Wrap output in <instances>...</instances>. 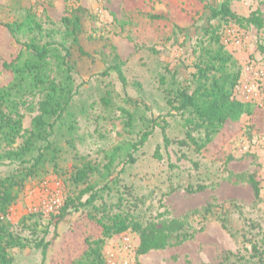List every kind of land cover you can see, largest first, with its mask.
Here are the masks:
<instances>
[{"label":"rangeland","instance_id":"obj_1","mask_svg":"<svg viewBox=\"0 0 264 264\" xmlns=\"http://www.w3.org/2000/svg\"><path fill=\"white\" fill-rule=\"evenodd\" d=\"M221 1L209 0L214 6ZM228 1L236 17L255 13L263 27L211 19L200 0H0V85L12 81L2 63L11 61L18 49L2 24L25 21L28 13L42 29L37 40L70 46L72 38L61 19L69 16L70 9L83 8L79 44L87 54L71 75L77 91L73 115L53 132L56 156L20 180L6 215L0 213V227L30 244L8 248L10 264L76 260L85 237L100 234L87 216H99L92 206L112 212L121 206L146 234L166 240L164 247L139 254L140 234L115 235L101 249L105 264H264V54L258 49L264 35V0ZM155 13H165L167 19H148ZM212 31L232 58L230 70L239 72L240 91L234 95L254 110L251 116L225 125L197 153L187 134L199 139L202 132H187L184 119L167 105L164 90L192 88L198 56L216 47L210 42ZM29 36L22 31L17 40L27 42ZM116 56L122 63L124 88L114 72L101 75ZM49 62L50 77L58 82L55 63ZM30 85L27 79L20 92L26 100L19 106L23 132L31 130L42 98L37 89L28 94ZM243 86L254 88L246 93ZM106 90L111 94L109 105L101 102ZM123 111L131 114L130 120ZM151 118L165 119L167 138L182 143L166 145L161 130L155 128L132 154L131 145ZM22 141L17 139L13 147ZM113 154L107 172L104 166ZM129 154L133 163H128ZM7 164L0 166V180L18 168L17 163ZM86 164L96 171L85 184L71 183L73 173ZM251 176L258 182V196L251 188ZM106 184L110 189L101 192L93 205L57 221L67 198L77 197L87 185L99 190ZM43 238L53 239V244L42 262L40 250L30 246Z\"/></svg>","mask_w":264,"mask_h":264},{"label":"trees","instance_id":"obj_2","mask_svg":"<svg viewBox=\"0 0 264 264\" xmlns=\"http://www.w3.org/2000/svg\"><path fill=\"white\" fill-rule=\"evenodd\" d=\"M200 1L205 2L204 8L211 19H235L237 24L253 25L258 29L263 27L261 18L255 13L247 18L236 17L232 14L228 0L221 1L218 6H214L209 0ZM70 10L69 16L63 17L61 22L67 30L66 35L72 38L71 47L66 46L65 43L53 44L49 41L41 43L40 40H37L42 29L37 22H34L29 13L25 21L2 24L18 49L11 61L2 63V69L8 71L13 79L8 85H0V166L5 165V163H8L7 165L17 163L19 168L16 167V172L11 176L0 180V213L3 216L6 215L15 198L12 191L20 180L23 181L32 176L34 171L44 167L56 156L57 150L52 140L53 132L56 127L66 122V117L73 115L71 108L77 91L73 87L71 75L75 72L82 56L87 54L79 44V36L82 34V17L85 10L79 7ZM147 17L151 21H160L166 20L167 14H148ZM22 31H27L32 36H29L27 42L19 43L17 35ZM210 42L216 47L205 50L204 54L198 56L195 64L196 72L192 76V88L178 86L164 90L167 105L175 112L174 115L184 119V127L187 128V132H202V137L199 139L187 134L197 153H200L206 144L211 143L215 135L225 125L237 122L243 116H251L254 110L251 103L238 100L234 95L239 80V72L230 70V65L233 63L232 58L225 52L218 34L214 31L211 32ZM258 49L264 54V35ZM73 51L77 52L78 56L74 57ZM50 60L55 63L59 76L58 82L55 81V77H50ZM110 71L116 74L118 81L124 88L126 79L118 56L101 75L108 76ZM27 79H30L31 83L28 94L31 95L32 90L37 89L41 91L42 98L39 102V112L31 121V130L23 132V115L19 111V106L25 105L26 100L20 98V92L24 90V82ZM18 98L19 100H17ZM110 99V91L106 90L101 102L104 105H109ZM123 113L130 120L131 114L128 111H123ZM148 126L141 133L138 141L131 145L132 154L148 141L155 128L161 130L163 142L166 145L174 142L176 144L182 143L167 138L165 132L168 123L165 119L160 121L159 118H151ZM17 139H23V141L15 148L13 146ZM132 154L128 156V163L134 162ZM114 155L104 166L107 172L113 164ZM228 161L229 156L226 158V162ZM95 171L96 169L90 164H86L73 173L71 183L74 185L85 184L89 175ZM113 179L116 181L117 177ZM249 181L254 195L258 196L260 191L258 182L252 176ZM108 189H110L108 184L99 190H93L91 186L87 185L77 197L67 198L64 201L57 215V221H62L70 212H76L80 208L93 205L99 194ZM84 195H88L87 199L85 202H81L80 198ZM118 207L117 211L112 212L105 209V206L99 208L92 206V209L100 214L99 216H97L98 214L95 216L88 214L87 216L99 226L100 234L95 238L85 237V247L79 257L64 264H105L101 255L105 241L128 231L140 234L139 254H145L150 250L165 246L166 240L164 238L154 237L150 233L146 234L141 223L130 211H123L121 206ZM52 241L53 239L46 241L43 238L30 246L40 250L42 262L52 247ZM29 245L27 240L14 236L8 230L1 228L0 264H10L7 254L8 248L24 249Z\"/></svg>","mask_w":264,"mask_h":264},{"label":"built area","instance_id":"obj_3","mask_svg":"<svg viewBox=\"0 0 264 264\" xmlns=\"http://www.w3.org/2000/svg\"><path fill=\"white\" fill-rule=\"evenodd\" d=\"M97 1H100V0H97ZM253 88H254V87H253ZM253 88L243 86V87H242V90H243L244 92L247 91L246 93H250V91L253 90ZM238 90L240 91V87H239V86H238V87L236 86V91H238Z\"/></svg>","mask_w":264,"mask_h":264}]
</instances>
